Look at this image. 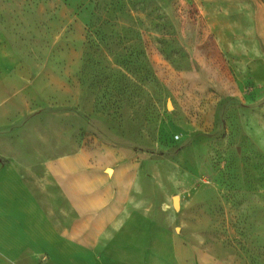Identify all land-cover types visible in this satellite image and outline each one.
I'll list each match as a JSON object with an SVG mask.
<instances>
[{
  "label": "rangeland",
  "instance_id": "374dc122",
  "mask_svg": "<svg viewBox=\"0 0 264 264\" xmlns=\"http://www.w3.org/2000/svg\"><path fill=\"white\" fill-rule=\"evenodd\" d=\"M81 148L162 245L264 264V0H0V163L56 223L45 162Z\"/></svg>",
  "mask_w": 264,
  "mask_h": 264
},
{
  "label": "crops",
  "instance_id": "0c3cea01",
  "mask_svg": "<svg viewBox=\"0 0 264 264\" xmlns=\"http://www.w3.org/2000/svg\"><path fill=\"white\" fill-rule=\"evenodd\" d=\"M117 152L81 148L45 162L67 204L58 223L0 163V264L25 253L40 264H223L175 236L162 245L145 214L126 212L133 174Z\"/></svg>",
  "mask_w": 264,
  "mask_h": 264
},
{
  "label": "water",
  "instance_id": "95a60500",
  "mask_svg": "<svg viewBox=\"0 0 264 264\" xmlns=\"http://www.w3.org/2000/svg\"><path fill=\"white\" fill-rule=\"evenodd\" d=\"M177 199H178V197H177V195H175L174 196V203H177Z\"/></svg>",
  "mask_w": 264,
  "mask_h": 264
}]
</instances>
